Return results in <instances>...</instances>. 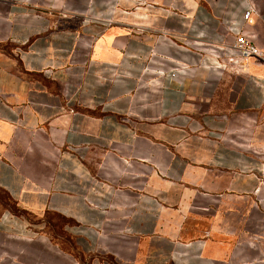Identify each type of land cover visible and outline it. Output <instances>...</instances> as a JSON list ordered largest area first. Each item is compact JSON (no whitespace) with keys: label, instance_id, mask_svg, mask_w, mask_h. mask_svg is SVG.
Masks as SVG:
<instances>
[{"label":"crops","instance_id":"crops-1","mask_svg":"<svg viewBox=\"0 0 264 264\" xmlns=\"http://www.w3.org/2000/svg\"><path fill=\"white\" fill-rule=\"evenodd\" d=\"M252 7L251 23L242 19ZM264 0H0V264H264Z\"/></svg>","mask_w":264,"mask_h":264},{"label":"built area","instance_id":"built-area-1","mask_svg":"<svg viewBox=\"0 0 264 264\" xmlns=\"http://www.w3.org/2000/svg\"><path fill=\"white\" fill-rule=\"evenodd\" d=\"M252 10L251 6H247L242 13V19L247 23H251ZM229 30L234 34L231 43L209 48V54L216 61L217 70L220 72L228 68H242L249 59L256 60L264 69V44L261 47L255 46L239 29L229 27Z\"/></svg>","mask_w":264,"mask_h":264}]
</instances>
